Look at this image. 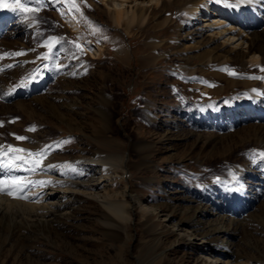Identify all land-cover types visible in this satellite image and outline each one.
I'll return each instance as SVG.
<instances>
[{
    "label": "rangeland",
    "instance_id": "374dc122",
    "mask_svg": "<svg viewBox=\"0 0 264 264\" xmlns=\"http://www.w3.org/2000/svg\"><path fill=\"white\" fill-rule=\"evenodd\" d=\"M21 3L34 10L16 11L28 27L24 34L0 37L3 45H0V85L4 82L3 74L10 78L18 65L28 67L16 80L7 81L9 86L5 90L0 88V140L13 145L17 137L35 130L40 139H59L61 151L53 159L55 163L79 159L80 150L91 157L113 152L128 155L131 163L124 174L125 182L134 193L142 194L146 203L151 201L167 209L168 204L179 202L180 206L172 212L176 219L187 218L182 213L186 207L191 211L204 205L206 189L217 190L220 185L225 189L247 190L253 184L260 191L243 214L245 230L239 231L233 243L248 254L250 261L264 264V130L256 128L257 123L252 120L228 121L226 102L242 103L248 97L241 94L245 91L242 84L221 94H211L209 90L214 91L224 83L218 86L201 71L186 72L184 65L188 61L184 59L186 53L178 31L186 22L185 12L161 4L151 11L143 25L135 23L128 27L125 23L118 26L101 0H21ZM71 15L77 29L66 18ZM86 41L101 46V54L94 57L88 52ZM189 62L197 65L198 70L203 69L197 58ZM258 66L248 67L243 73L230 66L220 70L235 81L255 77L253 81L258 85L254 90H258L264 78ZM258 75L260 78H256ZM198 81L208 85V92L196 87ZM31 82L43 86L31 95L13 96L16 90L24 87L29 90ZM6 92L8 95L3 98L1 95ZM237 93L240 96H234ZM49 103L55 111L64 113L69 123L74 120L72 126L55 123L57 119L48 108ZM102 111L107 120L101 117ZM204 112L211 115L225 112L221 116L225 128L206 127L202 121ZM174 119L181 123L187 120L191 135L183 138L179 135L180 128L178 135L165 144L161 138ZM228 134L231 137L225 140ZM206 135L210 138L208 142L204 141ZM215 139L222 140L217 147ZM45 142L31 145L42 146ZM222 142L228 147L225 150ZM215 175L218 178L214 179ZM154 178L163 183V190L159 191L155 180H151ZM100 214L101 207L96 201L80 204L73 225L63 229L67 230L65 240L73 243L75 249L58 238L56 244L40 240L31 248L43 250L42 264H92L93 257H102L109 264H123L122 258L127 259L126 264H149L160 253L156 233L159 225L147 227L137 212L126 234L117 238L106 234L98 224ZM85 235L92 239L84 241ZM164 246L169 245L164 242ZM18 250L16 246L10 254L2 251L0 264H30L25 253L18 256ZM98 250L101 257L93 252ZM168 261L165 264H194L196 256L191 249L184 250L175 244L168 252ZM153 264H158V260Z\"/></svg>",
    "mask_w": 264,
    "mask_h": 264
},
{
    "label": "bare ground",
    "instance_id": "6f19581e",
    "mask_svg": "<svg viewBox=\"0 0 264 264\" xmlns=\"http://www.w3.org/2000/svg\"><path fill=\"white\" fill-rule=\"evenodd\" d=\"M101 1L106 5L105 7L118 26L123 23L128 27L135 23L143 25L149 20L151 11L154 8H159L161 4L167 8L175 6L177 11H184L186 22H183L184 25L178 31L179 36L181 35L183 51L186 53L184 59L188 61L187 65H184L186 72L193 74L196 71H201L206 76L208 74L209 78H213L216 81L215 84L224 83V86L218 87L214 91L209 90L211 94H221L231 86L242 84L245 91L241 94H248V97L242 103L226 102V113L230 116L228 121L231 122L232 119H235L238 123L240 120H252L257 123L256 128L264 130V78L263 84L260 83L262 86L258 87V90H254V86L258 85L257 81H253L255 77L235 81L225 76L220 70L230 66L233 70L238 69L243 73L246 72V68L259 64V73L264 76V31L261 30V27H264V0H227V3L239 4L234 8L226 7L224 0L221 2H216V0ZM66 18L69 20V24L75 29L78 28L72 15ZM24 22L25 20L23 21L16 11L0 9V37L24 34L28 28ZM18 43L16 42V44ZM84 44L94 57L101 54V46L91 41H86ZM5 45L4 47L8 46ZM194 58L201 61L202 70H198L197 65L190 64L189 60ZM25 67L28 66L18 65L9 75L10 78L3 74L1 78L4 82L0 88L5 90L9 86L7 81L16 80ZM260 75L256 78H260ZM196 85L197 88L203 90L202 92H208V85L202 84L200 81ZM42 86V83L31 82L28 84L29 90L25 91L24 87L22 90H16L13 96L31 95L34 90L40 89ZM6 95L8 92L1 96L4 98ZM235 95L240 96V93ZM51 105L48 108L52 110L57 119L55 123L66 122L72 126L74 120L69 123L64 118V113L55 111ZM209 106L215 108L213 103H210ZM75 112L78 111L74 110ZM223 113L225 112L211 115L204 112L205 116L202 121L206 127L219 125L224 129L225 124L221 118ZM100 115L103 119H108L103 111ZM186 122L187 120H183L182 123L175 119L172 120V125L161 138V142L169 144L178 135L176 133L180 128L182 131L179 135L188 138L191 132L187 130ZM35 131L23 133L24 135L21 136L26 139L16 138L13 145H7L0 140V161L19 164L21 169H25L32 167V163L39 160L35 171H8L0 168V179L7 181L11 177H22L26 184V187L20 191L13 188L12 195L0 191V254H3L2 251L10 254L12 248L18 246V256L25 253L28 263L42 264L43 250L31 248L35 242L43 240L56 244L55 238H58L60 242L72 244L69 247L75 249L73 243L65 240L67 230L63 231V229L65 226L73 225L71 222L77 217V210L81 203L94 200L99 203L102 211V214L97 216L98 224H101L104 232L109 236L121 238L125 235L137 212L144 219V224L147 227L159 225L156 233L161 250L157 256H153V260L149 264H153L157 260L158 264L168 263V252L175 244L184 250L187 248L192 250L196 256L194 264H255L250 261L247 253L240 251L233 243L234 238H238L239 231L245 230L247 224L244 223L243 214L253 204L255 194L260 191L256 186H252L253 184L249 185L247 190L245 188L238 189V187L225 189L220 185H217V190L206 189L204 191L206 203L192 208L191 211L186 207L182 213H185L187 218L176 219L172 212L176 210L179 202L168 204L167 209L158 204H152L151 201L146 203L147 200L142 194L134 193L125 182L127 176L125 177L124 174L131 163L129 162L130 156L113 152L91 157L86 156V151L80 150L82 156L79 159L74 161L68 159L55 163L53 162L54 158L60 154V140H50L47 137L40 139L38 136L40 134ZM205 137L203 138L207 140L198 136L200 140L208 142L210 138L207 135ZM230 137L231 134H228L225 140ZM178 139L180 138L178 137ZM45 140L44 144L41 143L42 146H37L40 145V141L44 142ZM218 141L222 140L215 139L213 141L215 147H217ZM32 142L37 145L32 146ZM258 144L260 145V143ZM9 146L13 149L28 151L13 153L9 151ZM223 146V150L228 148L227 145ZM262 146L264 145L262 144ZM43 150L47 152L43 157L28 155V152L40 153ZM13 157H24L27 163L15 160ZM156 178L151 180H155L159 191L163 190V183ZM41 181L44 183H40ZM8 187L9 185L5 183L4 188ZM177 197V200L181 201L182 198ZM82 239L87 241L92 239V236L85 235ZM164 242L169 246H164ZM6 245L10 246V249H3ZM26 248L31 251L26 252ZM93 252L99 257L102 256L101 250ZM91 259L96 264H109L102 257ZM122 261L123 264H126L127 259L122 258Z\"/></svg>",
    "mask_w": 264,
    "mask_h": 264
},
{
    "label": "snow or ice",
    "instance_id": "6c2138e0",
    "mask_svg": "<svg viewBox=\"0 0 264 264\" xmlns=\"http://www.w3.org/2000/svg\"><path fill=\"white\" fill-rule=\"evenodd\" d=\"M216 2H221V0H216ZM225 6L226 7H238L239 4H233V3H227V0H224ZM73 7H76V5L73 3ZM0 9H9L12 11H20V12H28V11H33L34 9H29L25 4L21 3V0H11V2H8V0H0ZM50 46V45H49ZM47 58V57H45ZM31 130V129H30ZM19 140H24L26 139L25 137H17ZM9 151L16 153V152H27L28 150L25 149H13L11 146H9ZM47 152L46 150H43L40 153H31L28 152L29 156H38V157H43L46 155ZM15 160H19L23 163H27L24 157H13ZM39 165V160H36L32 163V167L30 168H25L21 169L19 164L15 163H9V162H3L0 161V168L7 169L8 171H13V170H27V171H35L36 167ZM5 183L9 185L8 188H4ZM29 183H35V182H29ZM40 183H44L41 181ZM24 187H26V184L23 182L22 177H11L9 179L3 180L0 179V191H5L6 194L12 195L13 194V188H15L17 191L22 190Z\"/></svg>",
    "mask_w": 264,
    "mask_h": 264
}]
</instances>
